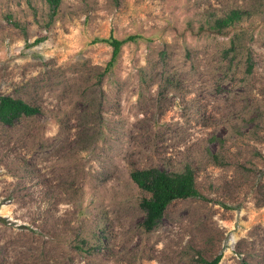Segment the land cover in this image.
<instances>
[{
    "label": "rangeland",
    "instance_id": "1",
    "mask_svg": "<svg viewBox=\"0 0 264 264\" xmlns=\"http://www.w3.org/2000/svg\"><path fill=\"white\" fill-rule=\"evenodd\" d=\"M0 95V264H264V0H0ZM186 166L146 231L130 172Z\"/></svg>",
    "mask_w": 264,
    "mask_h": 264
},
{
    "label": "trees",
    "instance_id": "2",
    "mask_svg": "<svg viewBox=\"0 0 264 264\" xmlns=\"http://www.w3.org/2000/svg\"><path fill=\"white\" fill-rule=\"evenodd\" d=\"M50 9V17L54 16L60 0H45ZM240 18L238 10H231L226 16L216 20V26L231 25ZM101 40V39H100ZM92 39L91 42H95ZM102 41L111 46V56L105 68L111 66L119 54L124 39H118L110 34ZM39 112V107L27 103L21 98L0 95V121L12 124L21 116H30ZM132 181L143 191L149 194L142 197L140 207L143 210L142 227L148 231L154 228L161 219L165 207L174 199L199 196L194 184L192 170L186 166L182 171H166L157 168L134 169L130 172ZM219 254L205 264H218Z\"/></svg>",
    "mask_w": 264,
    "mask_h": 264
}]
</instances>
